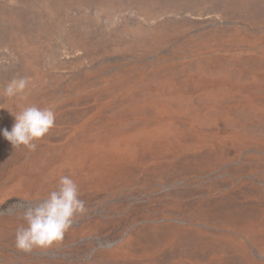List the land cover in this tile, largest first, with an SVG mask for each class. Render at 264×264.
I'll return each mask as SVG.
<instances>
[{
  "label": "rangeland",
  "instance_id": "rangeland-1",
  "mask_svg": "<svg viewBox=\"0 0 264 264\" xmlns=\"http://www.w3.org/2000/svg\"><path fill=\"white\" fill-rule=\"evenodd\" d=\"M245 151L264 0H0V264H140L125 226L194 222Z\"/></svg>",
  "mask_w": 264,
  "mask_h": 264
},
{
  "label": "crops",
  "instance_id": "crops-1",
  "mask_svg": "<svg viewBox=\"0 0 264 264\" xmlns=\"http://www.w3.org/2000/svg\"><path fill=\"white\" fill-rule=\"evenodd\" d=\"M206 189L194 222L184 209L172 221L126 225L127 253L140 264H264V158L243 152Z\"/></svg>",
  "mask_w": 264,
  "mask_h": 264
}]
</instances>
